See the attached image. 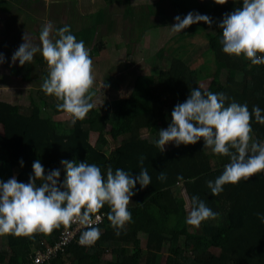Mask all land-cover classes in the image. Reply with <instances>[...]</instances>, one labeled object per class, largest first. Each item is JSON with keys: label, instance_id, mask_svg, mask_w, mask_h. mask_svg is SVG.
Here are the masks:
<instances>
[{"label": "trees", "instance_id": "1", "mask_svg": "<svg viewBox=\"0 0 264 264\" xmlns=\"http://www.w3.org/2000/svg\"><path fill=\"white\" fill-rule=\"evenodd\" d=\"M168 1L184 29L177 36L206 32L216 65L207 90L198 86V70L174 55L159 58L162 49L147 72L129 70L137 74L129 96L97 108L94 87L51 82L73 65L70 47L90 45L81 63L105 49L96 36L103 13L90 14V27L59 24L57 39L45 40L39 24L29 28L51 47L44 44L35 59L42 85L31 90L26 111L0 98V232L7 237L0 264H29L46 253L64 232L66 216L78 210L102 213L103 221L46 264H264V13L252 33L242 17L244 1ZM28 56L17 69L26 82L35 79ZM50 110L68 112L72 123L54 120ZM106 135L122 140L110 149ZM163 137L175 142L167 151ZM187 202L192 220L182 214ZM172 215L176 224L167 228Z\"/></svg>", "mask_w": 264, "mask_h": 264}, {"label": "rangeland", "instance_id": "2", "mask_svg": "<svg viewBox=\"0 0 264 264\" xmlns=\"http://www.w3.org/2000/svg\"><path fill=\"white\" fill-rule=\"evenodd\" d=\"M241 1L245 2L242 16L246 20L247 27L252 33L258 32L260 29L258 15L264 13V0ZM4 2L9 9L6 13L0 10V98L9 104L21 106L24 111L30 104L31 90L38 89L42 85L41 65L35 62V59L45 50L44 44L47 49L51 47L48 42H43L39 35H31L29 28L35 23L39 24L45 32V40L57 39L58 34L62 33V28H58L59 24L68 25L74 20L73 22L78 25L80 22H85L90 27L94 20L90 14L96 11L103 13L99 32L105 49L91 62L81 63L80 55L87 53L91 47H81V45L70 47L67 52L71 56L73 65L67 70H62L61 79L53 80L52 86L65 84L94 87L99 92L93 100L94 105L97 108L103 107L105 101L129 96L134 85L133 79L137 75L130 74L129 70L134 69L141 73V69L146 68L145 72H147L151 66L148 60H152V57L157 56L162 49L165 50L159 58H171L170 55H174L187 61L191 69L198 70L200 77L198 84L203 87H207L214 77L216 65L213 62V54L207 52L206 32L189 30L185 39L177 36L184 29L176 26V19L174 20V13L168 0H130L128 7L120 4V0H7ZM38 5L41 7L37 8L39 10L35 9ZM247 5L249 8L245 10ZM246 14H251L250 18H247ZM252 16L255 18L254 22L249 21ZM144 29L146 31L143 32ZM31 45L40 53L31 49ZM23 55H29L33 64L32 76L35 79L28 82L22 81L17 75L19 59ZM55 60L54 57L47 59L49 69L54 66ZM207 70L210 71L209 75H205ZM225 75L224 71L223 81ZM50 113L54 120L72 123L68 112L56 114L50 110ZM3 133L4 128L0 124V134ZM90 136L91 143L95 145L99 134L93 132ZM144 137L150 138V135L145 134ZM104 140L109 141L110 149H114L120 144L122 137L113 141L108 136V138L104 137ZM174 144L175 142L163 137V151L172 148ZM211 147L209 144L208 152H212ZM182 190L184 191V187ZM11 191L12 196L17 199L20 190L15 178L11 181ZM152 214L155 216L154 211ZM182 214L187 220H192L189 202ZM176 221V216H169L167 228H173ZM142 243L140 239L135 245L140 247L143 246ZM6 248V234L0 232V250ZM185 249L190 251V246L186 245ZM164 263L165 260L161 264Z\"/></svg>", "mask_w": 264, "mask_h": 264}, {"label": "built area", "instance_id": "3", "mask_svg": "<svg viewBox=\"0 0 264 264\" xmlns=\"http://www.w3.org/2000/svg\"><path fill=\"white\" fill-rule=\"evenodd\" d=\"M104 214L92 213L83 215L80 212L72 213L66 216V227L64 232L59 238L58 243L54 247H50L44 254L36 256V258L29 264H46L55 259L57 252L65 246L75 242L79 233L86 228H90L103 221ZM88 245L87 242L83 243Z\"/></svg>", "mask_w": 264, "mask_h": 264}, {"label": "crops", "instance_id": "4", "mask_svg": "<svg viewBox=\"0 0 264 264\" xmlns=\"http://www.w3.org/2000/svg\"><path fill=\"white\" fill-rule=\"evenodd\" d=\"M91 14H93V13H91ZM261 14H263V13L261 12ZM261 14H260V15H261ZM250 15H251V14H246V17H247V18H250ZM260 15H258V19H259V21H260V23H261ZM243 18H244V17H243ZM244 20H245V18H244ZM249 21H251V20H249ZM245 22H246V20H245ZM87 26H88V25H87ZM258 31H259V30H258ZM253 33H254V32H253ZM97 35L100 37L99 27H98V29H97V34H96V36H97ZM100 38H101V37H100ZM76 45H81V47H88V46H90L89 44H88V46H83L81 43L76 44ZM76 45H75V46H76ZM214 73H215V72H214ZM214 73H213V74H214ZM208 75H209V74H208ZM209 85H210V84H209ZM209 85H208L207 87H203L202 85L198 84V86L201 87V88L204 89V90H207L208 87H209ZM182 189H183V187H182ZM184 196H185V193H184ZM185 208H186V207H185ZM190 209H191V207H190Z\"/></svg>", "mask_w": 264, "mask_h": 264}, {"label": "clouds", "instance_id": "5", "mask_svg": "<svg viewBox=\"0 0 264 264\" xmlns=\"http://www.w3.org/2000/svg\"><path fill=\"white\" fill-rule=\"evenodd\" d=\"M242 17H243V16H242ZM185 195H186V194H185ZM189 204H190V203H189ZM77 212H80V213H81V211H79V210H78ZM77 212H76V213H77ZM81 214H82V213H81ZM88 239H89V237H86V238H85V241H88Z\"/></svg>", "mask_w": 264, "mask_h": 264}, {"label": "water", "instance_id": "6", "mask_svg": "<svg viewBox=\"0 0 264 264\" xmlns=\"http://www.w3.org/2000/svg\"><path fill=\"white\" fill-rule=\"evenodd\" d=\"M221 1L225 2L226 0H221Z\"/></svg>", "mask_w": 264, "mask_h": 264}]
</instances>
